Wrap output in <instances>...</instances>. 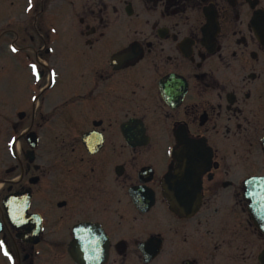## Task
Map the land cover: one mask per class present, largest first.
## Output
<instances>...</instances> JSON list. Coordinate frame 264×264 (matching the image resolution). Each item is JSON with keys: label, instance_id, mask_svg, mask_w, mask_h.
I'll list each match as a JSON object with an SVG mask.
<instances>
[{"label": "flooded vegetation", "instance_id": "obj_1", "mask_svg": "<svg viewBox=\"0 0 264 264\" xmlns=\"http://www.w3.org/2000/svg\"><path fill=\"white\" fill-rule=\"evenodd\" d=\"M0 7L27 83L0 264H264V0Z\"/></svg>", "mask_w": 264, "mask_h": 264}, {"label": "rangeland", "instance_id": "obj_2", "mask_svg": "<svg viewBox=\"0 0 264 264\" xmlns=\"http://www.w3.org/2000/svg\"><path fill=\"white\" fill-rule=\"evenodd\" d=\"M18 12L13 8L0 7V23L16 16ZM17 27V22H12L8 32L13 34L12 31L18 30ZM7 37L9 40L1 42L3 49H1L0 45V167L5 161L3 146L6 141H10L11 137L15 136L12 132L11 124L14 127L17 124L18 117H12L11 115H15L20 106L23 105L22 90L27 85L24 73L25 68L21 64V55H11L9 53L8 44L12 42L13 38L10 34ZM4 116H9L10 119H6ZM17 146H20V144L18 143ZM9 161L12 160L9 158Z\"/></svg>", "mask_w": 264, "mask_h": 264}, {"label": "water", "instance_id": "obj_3", "mask_svg": "<svg viewBox=\"0 0 264 264\" xmlns=\"http://www.w3.org/2000/svg\"><path fill=\"white\" fill-rule=\"evenodd\" d=\"M175 178H177L176 175H168L167 176V180H166V185L165 187L167 188L166 194H173L174 198L171 199L170 201L175 204V205H180L181 202H185V203H189L192 202L195 204V200L193 201H189V199H187V197L181 196L182 194H188L190 193V188L194 187L195 189H197V193L200 190V182L199 184H193V185H188V184H179L177 183V181L175 180ZM181 186H185L187 188V190H182L181 191Z\"/></svg>", "mask_w": 264, "mask_h": 264}, {"label": "snow or ice", "instance_id": "obj_4", "mask_svg": "<svg viewBox=\"0 0 264 264\" xmlns=\"http://www.w3.org/2000/svg\"><path fill=\"white\" fill-rule=\"evenodd\" d=\"M13 51H15V49H13ZM32 69L34 71V73L37 75V78L39 77V73H38V70L36 69V65H32ZM5 255H7V252H5Z\"/></svg>", "mask_w": 264, "mask_h": 264}]
</instances>
